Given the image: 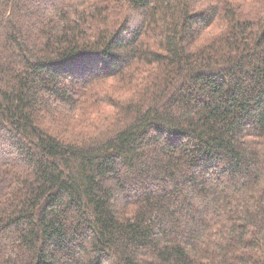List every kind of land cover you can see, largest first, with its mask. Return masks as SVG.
I'll return each instance as SVG.
<instances>
[{"label":"trees","instance_id":"16d2710c","mask_svg":"<svg viewBox=\"0 0 264 264\" xmlns=\"http://www.w3.org/2000/svg\"><path fill=\"white\" fill-rule=\"evenodd\" d=\"M0 264H264V0H0Z\"/></svg>","mask_w":264,"mask_h":264}]
</instances>
